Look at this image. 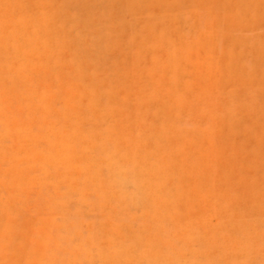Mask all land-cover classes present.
<instances>
[{
  "label": "rangeland",
  "instance_id": "rangeland-1",
  "mask_svg": "<svg viewBox=\"0 0 264 264\" xmlns=\"http://www.w3.org/2000/svg\"><path fill=\"white\" fill-rule=\"evenodd\" d=\"M0 264H264V0H0Z\"/></svg>",
  "mask_w": 264,
  "mask_h": 264
}]
</instances>
